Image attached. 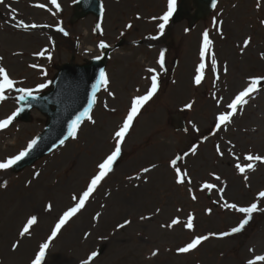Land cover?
Instances as JSON below:
<instances>
[{
    "label": "rangeland",
    "instance_id": "rangeland-1",
    "mask_svg": "<svg viewBox=\"0 0 264 264\" xmlns=\"http://www.w3.org/2000/svg\"><path fill=\"white\" fill-rule=\"evenodd\" d=\"M100 2L104 7L103 17L88 16L74 24L69 21L74 0H58L61 11L56 15L52 14L55 9L50 0H4L0 3V57L3 58L0 66L5 67L14 80L24 81L17 87L50 82L58 67L74 54L77 40L80 49L74 58L76 63L96 56L98 41L103 40L110 46L120 39L128 42L109 56L105 71L115 99L103 90L98 93L92 110L96 124L85 121L78 130V139L69 140L19 174L0 171V184L7 182L6 187H0V264H30L59 216L73 206L72 196L86 189L97 172V164L114 148L112 133L126 115L131 98L143 95L149 87L147 77L151 74L146 69L152 67L160 72L156 61L161 51L165 52L166 70L160 73L156 96L141 109L134 121L113 171L101 181L85 208L53 241L45 264H80L92 251L99 253L93 264H246L252 256L264 254V212L254 213L241 233L218 239L211 234L230 231L243 217L213 203L219 199L215 190L210 194L199 190V185L205 181L223 187L209 175L215 172L227 184L223 194L227 202L238 206L257 202L264 208V200H256L257 194L264 191V164H257L255 171H249V179L245 182L234 167L236 161L229 155L230 145L226 143L230 140L235 145L233 151L243 165L248 163L243 157L249 152L264 156V87L254 93L233 117L227 131L209 135L216 114L226 111L224 105L246 86L247 78L264 75V59H261L264 26L260 24L264 20V0H259V9L258 0H219L211 15L187 32L186 22L173 27L169 22L165 33L169 30L170 37L165 43L172 41L173 48L164 46L163 36L150 39L158 35L159 23L151 18L167 10V0ZM36 4H43L45 8L35 7ZM13 15L25 23L48 27L25 32L13 27ZM137 15L141 19L137 20ZM214 17L223 21V38L212 24ZM58 22H62L68 36L55 30ZM97 23L101 24L103 34L94 32ZM129 23L133 25L131 29L125 27ZM205 30L213 41L211 51L218 62L220 79L215 82V87L210 58L206 59L205 79L201 86L193 83ZM248 37H251V43L241 54L243 40ZM138 41L147 43L137 45ZM42 49L51 53V61L46 56H34ZM173 58L177 62L171 72ZM34 63L47 75L29 67ZM225 65L227 74L223 71ZM213 93L223 97L220 108L212 99ZM7 95L8 99L0 102V119L17 108V94ZM190 102L192 109H185ZM105 103L109 110L105 109ZM112 108L115 112L110 111ZM176 113L184 117V131H175L170 125L169 116ZM44 123L45 118L33 111L29 124L13 122L0 131V161L23 150L42 131ZM206 135L208 140L201 143ZM194 144L198 145L197 154L186 157L180 167L189 172L193 181L195 201L187 192V186L175 184L174 171L169 167L171 158L188 151ZM216 144H220L225 152L223 158L216 155ZM153 165L156 167L152 168ZM145 167L152 170L143 173ZM36 173L39 176L34 179ZM137 176L140 179H136ZM49 203L52 210L45 212L44 207ZM207 209L212 210L210 215L206 214ZM189 213L195 217L194 231L184 227ZM31 215L38 216L31 237L23 239L17 251L12 252V243L18 239L19 230ZM142 216L151 219L142 220ZM176 217L182 221L180 225L173 229L161 227ZM125 220L131 223L117 230V225ZM200 235L210 238L196 250L176 255L178 247ZM156 250L159 254L151 257V252Z\"/></svg>",
    "mask_w": 264,
    "mask_h": 264
},
{
    "label": "snow or ice",
    "instance_id": "snow-or-ice-1",
    "mask_svg": "<svg viewBox=\"0 0 264 264\" xmlns=\"http://www.w3.org/2000/svg\"><path fill=\"white\" fill-rule=\"evenodd\" d=\"M74 2L79 3L80 0H74ZM0 3H4V0H0ZM51 6L55 9L52 13L56 15L61 11V6L58 3V0H50ZM177 0H167V10L163 12L162 15L154 16L151 19L153 21H159L157 24L158 35L151 36L150 39H158L159 36H163L165 33V29L168 26L170 20L173 17L174 12L176 11ZM38 8H45L43 4L34 5ZM211 7L215 9L217 7V0H211ZM235 7V5H233ZM260 3L259 0L257 2V9H259ZM100 14L103 17L104 7L101 5ZM137 20L141 19L139 15L136 17ZM11 20L15 21L13 27L28 32L32 29H36L38 27H48L47 25H38L35 23L29 24L23 21L17 20L15 15L11 17ZM62 22H58L55 30L59 33H63L64 36H68V32L61 26ZM212 24L216 27L217 32L223 38V30L222 24L223 21L217 20L215 17L213 18ZM260 24L264 26V20L260 21ZM128 29H131L133 25L131 23L125 26ZM99 31L102 33L101 24L97 23L95 25L94 32ZM187 32L188 29H185ZM123 35V33H121ZM251 43V37H248L243 40V46L241 48V54H243L244 49L248 48ZM213 45V41L209 38V32L205 30L202 34V44L199 49V63L195 68V76H194V86H201L203 80L205 79V69H206V59L210 58V68L213 74V87H215V82L220 79L218 74V62L215 56V53L211 51ZM97 47L101 50L110 47V45L103 40L97 45ZM47 53V55H46ZM13 55H19V53H13ZM34 56L46 58L51 61L52 56L51 53L48 52L47 49H42L41 51L34 53ZM3 58L0 57V60ZM96 60L103 59V55H98L95 57ZM261 59H264V53H261ZM156 63L159 66L160 72L157 71L156 68L148 67L146 71L151 75L147 77L150 80V85L147 88L146 92L143 95L133 96L130 100V106L128 107L126 115L123 117L122 122L116 127V129L112 133V140L114 141V148L110 151L108 155L101 162L97 164V172L90 178L87 183L86 189L79 195H73L72 200L74 202L73 206L69 207L66 211L59 216L56 221L54 227H52L50 235L41 242L38 246V250L34 253V258L30 260V264H45L46 255L53 241L57 238L58 234L64 228V226L78 213L81 212L82 209L85 208L86 203L89 198L93 195V193L97 190L101 181H103L109 173H111L114 169V164L120 158L122 153V148L125 143L126 137L130 133V130L133 127L134 121L138 117L141 112V109L156 96L159 88H160V73L165 71V52L161 51L157 58ZM30 68L39 69L42 75H47L44 69L38 64H30ZM224 73L227 74L228 68L227 65L224 66ZM175 82V81H173ZM23 84L24 81H17L10 77L7 69L3 66H0V102H3L8 99L7 93H16V101L18 104H23L25 106H30L32 101H36L38 99V94L49 86V82H43L36 85L35 88H25V87H17V84ZM110 80L105 70L101 69L98 77L96 79L95 84L92 86L91 94L88 98L87 106L83 108L71 121L67 126V133L63 139L59 141V144L63 146L65 141L68 139L76 140L78 139V130L80 126L87 121L88 123L95 125L96 120L93 118L92 110L94 105L97 103V93L103 90L107 93L108 96L115 99V93L109 89ZM264 87V75L261 76H249L247 78L246 86L242 88V90L238 91L234 97L231 99L229 103L224 105L226 111H221L215 116V123L209 135H216L221 130L227 131L228 125L232 123L233 117L240 112L244 106L248 103L250 98H253V94L257 93ZM139 91V89H137ZM212 99L215 101L216 107L220 108L223 105V97H218L215 93L212 94ZM104 107L106 110L108 109V105L105 103ZM193 107V103H187L184 108L187 110H191ZM24 111V107H17L10 115H8L4 119H0V131L7 129L13 121L20 115L21 112ZM110 111L115 112V108L110 109ZM193 128L196 132H199V129L193 125ZM187 131V130H186ZM209 136H204L201 139V143L207 141ZM38 141L37 139H32L29 141L27 146L21 150L18 154L7 158L4 161H0V171H6L13 166L17 165L20 161L24 160L36 147ZM230 147L228 148V153L233 157L236 161L234 167L239 175H241L245 182L248 181L249 177L247 173L249 171H255L257 164H264V156L253 154L251 152L244 155L243 159L248 163L243 165L240 163V157L236 155L233 151L235 145L232 142L226 141ZM198 145L194 144L188 151H185L183 154H177L169 161V167L174 171V181L178 186H187V192L190 194L191 199L195 201L197 196L194 194L193 188L191 187L193 181L189 175V172L186 169H182L180 167V162L184 161L186 157L189 155L197 154ZM215 153L218 157L223 158L225 152L222 150L220 144L215 145ZM156 165H153L152 168H155ZM152 169L145 167L142 169L143 173H148ZM214 181L220 182L223 187L218 186L215 183L211 182H203L199 185V190L201 192L207 191V193H212L213 190L217 192L219 195V199L213 201V203L219 204V207L224 210H230L235 213H239L242 215V219H240L237 226H234L230 229V231H224L219 234H211L218 239H223L226 237L233 236L234 234L241 233L246 225L249 224L250 220L253 218V214L257 212H264V208L259 207L257 202L251 203L249 206H238L235 203H229L224 199V192L227 188L226 182H224L220 175L212 172L209 174ZM39 176V173H36L33 177L34 179ZM136 179H140L139 176ZM7 182L5 181L3 184H0V187H6ZM257 201L264 200V191H260L256 197ZM52 210V204L49 203L44 207L45 212H50ZM177 211H181V209H177ZM156 212L159 213L160 209H156ZM212 212L211 209L206 210V214L210 215ZM99 215V214H97ZM95 219V218H94ZM142 220L151 219V217L142 216ZM194 220L195 217L189 213L187 216V221L184 223V227L188 231H194ZM38 223V216L31 215L26 218V222L22 225L21 229L18 232V239L12 243L11 251L15 252L21 245V241L25 238H30L32 235L31 229L34 225ZM131 223L129 220H125L123 223L117 225V230L123 229ZM182 221L179 217L171 219L170 223L164 225L162 224V228L173 229L175 226L180 225ZM87 238V234L86 237ZM210 238L209 235H200L194 236L190 242L184 244L181 247L176 249V255H184L188 254L198 248L204 241H207ZM250 252H253L254 249H249ZM158 250L151 252V257H156L158 255ZM98 256L96 251H92L86 259H82L80 264H93V261ZM246 264H264V254L254 255L246 261Z\"/></svg>",
    "mask_w": 264,
    "mask_h": 264
},
{
    "label": "water",
    "instance_id": "water-1",
    "mask_svg": "<svg viewBox=\"0 0 264 264\" xmlns=\"http://www.w3.org/2000/svg\"><path fill=\"white\" fill-rule=\"evenodd\" d=\"M192 10L193 14H191ZM211 10V0H180L172 17V24L187 19L188 27L191 28L199 20L207 18ZM89 14L99 16L100 4L98 0H80L79 3H76L71 23ZM120 45L117 44L116 47ZM108 52L109 49H106L103 59L91 60L84 66L72 64L61 66L50 84L49 91L38 95V99L32 101L30 106L19 104V107H24V111L16 120L28 122L30 120L29 112L34 108L47 117V122L44 131L36 138L38 141L36 147L24 160L11 168L13 173H18L32 165L34 161L60 145L59 141L67 133L68 123L87 106L92 86L95 84L100 70H104L106 65ZM171 122L175 129L184 127L183 121L176 115L171 116Z\"/></svg>",
    "mask_w": 264,
    "mask_h": 264
}]
</instances>
